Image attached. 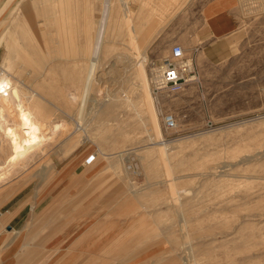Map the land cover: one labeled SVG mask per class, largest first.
<instances>
[{
	"label": "rangeland",
	"instance_id": "obj_1",
	"mask_svg": "<svg viewBox=\"0 0 264 264\" xmlns=\"http://www.w3.org/2000/svg\"><path fill=\"white\" fill-rule=\"evenodd\" d=\"M206 1L125 0L124 8L123 0H73L77 31L88 51L86 80L92 79L94 87L82 92L85 79L77 87L63 78L60 68L57 82L69 83L64 86L71 101L64 103L67 115L45 116L46 139L17 160L12 159V139L4 133L16 125V108L14 102L5 107L8 121L2 120L0 127V255H28L38 241L21 234L30 237L37 231L40 237L39 230L48 229L30 225L33 214L50 224L84 196L82 232L89 231L88 211L94 207L98 225L91 236L98 249H114L119 241L139 243L126 255L100 254L103 264H120V258L131 259L121 264H151L173 247L178 253L167 255H179L176 264H264V0H240L242 49L225 63L200 53L197 60L193 56L198 12ZM107 10L109 21L104 22ZM133 26L148 46L150 88L174 45H182L192 59L184 90L159 98L163 112L177 116L173 130L164 129L155 98L156 131L148 97L135 79L129 87L121 83ZM98 35L103 45L96 63L91 59ZM3 63L0 51V68L23 98L44 93L45 84L27 82L49 83L48 64L23 67L20 71L33 75L16 80L17 72ZM104 79L114 81L110 90L115 97L105 90ZM55 124L61 126L53 132ZM39 250L37 264L47 260L44 247ZM140 250L146 251L136 254ZM79 253L82 262L91 255L86 248Z\"/></svg>",
	"mask_w": 264,
	"mask_h": 264
},
{
	"label": "crops",
	"instance_id": "obj_2",
	"mask_svg": "<svg viewBox=\"0 0 264 264\" xmlns=\"http://www.w3.org/2000/svg\"><path fill=\"white\" fill-rule=\"evenodd\" d=\"M76 17L77 13L73 0H0V51L4 59L2 67L17 72L14 79L18 80V78L26 79L22 77L23 75H28L29 78L33 75L31 71L26 73L20 71L23 67L30 69L33 64L34 66L49 65V83H34L33 80L27 82L28 85L45 84L42 85L43 94L37 93L36 99L29 97L30 102L35 103L31 104V110L40 120L45 119V116L48 119L50 117H63L64 113L67 115L64 103H70L71 101L64 93V86H68L69 83L60 84L57 82L60 68L62 69L63 78L74 81L77 87L79 83H82L81 79L86 78L87 62L85 57L88 51L86 50L84 35L80 37L77 31L79 20H76ZM37 19H43L44 23H37ZM197 24L194 33L196 44L193 47L195 60H197L196 58L200 53L211 62L225 63L226 61L235 60L241 53L244 27L241 23L240 0H207L198 12ZM71 40H74V42L76 40L72 47ZM199 48L200 51H198ZM61 61H64L65 64L63 67L60 66ZM44 95H46V98ZM131 191L138 193L134 189H131ZM112 192L114 191L108 193ZM83 198L80 197L75 201L71 210L63 218L50 219V224L48 223L49 220H45L43 217L39 218L36 214H33L34 217L30 225L40 223V226L45 225L48 229L45 232L38 229L41 233L40 237H37V231L30 237L21 234L20 237L25 240L26 238H35L38 243L33 247H29L28 255H25V253L18 255L1 254L0 264H10L11 261H13V264H37L40 246L44 247L42 255L47 254V260H44L45 262L41 264H103L106 260L99 256L102 253L126 255V253L133 252L132 245L139 243L132 244L129 241H119L114 243L116 245L114 249L107 250V247L98 249L97 244L93 243V236H91L96 225H98V221L94 218L96 211L94 207L91 208V211H88L89 231L87 233L82 232L81 224L85 216V206L81 207V204L84 203ZM94 202L95 199L89 205H93ZM3 220L4 214L0 211V221ZM37 227L39 226L37 225ZM134 235L138 236L139 234ZM154 235L158 236L159 233ZM90 245L93 246L90 247ZM82 248L89 249L91 254L84 262H82V255L79 253V249ZM146 250L137 251L136 254ZM172 252H177L176 247L164 251L160 256H156L151 264L180 263L181 258L179 255H167V253L173 254ZM120 260L123 263L131 259L120 258Z\"/></svg>",
	"mask_w": 264,
	"mask_h": 264
},
{
	"label": "bare ground",
	"instance_id": "obj_3",
	"mask_svg": "<svg viewBox=\"0 0 264 264\" xmlns=\"http://www.w3.org/2000/svg\"><path fill=\"white\" fill-rule=\"evenodd\" d=\"M122 5L124 8H126L125 0H123ZM109 15H110L109 10H107L106 16H105V12H104V18H103V19H105L104 22L109 21ZM125 15H126L127 19L131 18V14H129V12L127 10H125ZM4 23H5V21H4ZM99 37L100 36L98 35L97 41L95 42V52L92 53L91 62H96V63L100 62L101 53H102V51H100V50H101L103 43L101 41H98ZM129 38H130V44H131V54L128 57H126L128 65H126L125 68L123 69V71L120 72L121 76H122L121 83L124 84V86H125V83L128 82L127 86L129 87L131 80L135 79L138 82L137 85L140 87L139 89H141L142 95L146 98L148 97V107L150 110L151 119H152V122L154 124L156 131L158 132L159 131L157 128L158 127V124H157L158 110L155 106L157 104H155V102H154L155 97L153 95L152 88H150V86H149V80H148V75H147V59H148L147 49H148V46L144 42V38H142V36L140 37L137 34L136 28L134 26L129 31ZM70 43H71V47H72L76 43V40H75V42H74V40H71ZM21 49H23V48L21 47ZM68 49H70V48H68ZM22 52H24V51H22ZM87 55H88V53H87ZM87 55L85 57V61L87 60V57H88ZM9 59H11V58H9ZM119 59H122V58H119ZM88 69L90 72V68H88ZM7 70H10V69L7 68ZM86 70H87V67H86ZM159 70H160V68L155 71L156 73L153 75V77L158 75ZM188 81H190V79ZM82 82L83 83L80 85V86H82V88H81L82 92L87 93L88 91L93 90L94 82L92 79L86 80V78H85V81L83 80ZM113 82L114 81H112L111 79H109V80L104 79L103 80V83L105 84V87H104L105 90L107 92L108 91L111 92V94L114 96L113 92L110 90V85ZM12 86H13V82L10 79L6 78V74L0 68V96L2 98L1 106H0V127H3L2 126L3 125L2 120H4L5 122L8 121L5 114H4L5 113L4 112L5 107H9L12 104V102H14L15 108H16V116H15L16 125H15V127L7 126L6 129L4 130V133L7 136L10 135V138L12 139V144H13V148H14V152H15V155L12 156L13 157L12 159L17 160L20 157H23V158L26 157L29 152L33 151L36 147H38L40 145V143L43 140L46 139V136L43 134L44 133V127H45V121H44L45 119H41V120L38 119L39 117L36 116V114L31 110V107H32L31 104L32 103L35 104V103L30 102V100L28 98H27V100L25 98H23L21 96L20 92L18 91V89L16 87H12ZM128 87H127V89H125V91L127 90L129 92ZM151 91H152V94H151ZM149 95L152 96V99H153L152 102H151V98ZM114 97H112L110 99L111 106H114V104L112 103V101L115 100ZM33 101H35V100H33ZM38 102H40V101L38 100ZM157 107L159 109L158 105H157ZM36 108H37V106H36ZM159 113H160V109H159ZM60 126H61V124H55L52 128V131L55 132L56 130H58V128ZM82 128H84V127L78 126V129H82ZM162 145H163V143H162Z\"/></svg>",
	"mask_w": 264,
	"mask_h": 264
},
{
	"label": "built area",
	"instance_id": "obj_4",
	"mask_svg": "<svg viewBox=\"0 0 264 264\" xmlns=\"http://www.w3.org/2000/svg\"><path fill=\"white\" fill-rule=\"evenodd\" d=\"M157 76L151 78L153 93L159 104L160 113L163 116L164 129L169 131L177 128L178 119L173 112H163V106L160 103V97L165 94H175L184 90L192 70L191 62L186 57V51L182 45H174L170 56L164 60L159 67ZM137 167L136 161L132 163Z\"/></svg>",
	"mask_w": 264,
	"mask_h": 264
}]
</instances>
